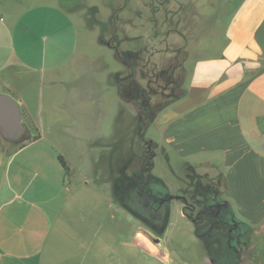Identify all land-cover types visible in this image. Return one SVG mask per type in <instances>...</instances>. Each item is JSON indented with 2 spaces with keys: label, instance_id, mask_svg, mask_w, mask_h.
Here are the masks:
<instances>
[{
  "label": "crops",
  "instance_id": "1",
  "mask_svg": "<svg viewBox=\"0 0 264 264\" xmlns=\"http://www.w3.org/2000/svg\"><path fill=\"white\" fill-rule=\"evenodd\" d=\"M54 21L74 33L71 21L52 7L0 15V93L16 100L22 122L36 131L22 147L0 140V264H90V255L93 264H106L105 256L116 254L114 242L107 241V217L81 209L63 214L68 201L85 203L81 197L94 187L84 181L80 193H71L64 160L88 154L106 140L119 141L116 128L109 132L106 125L115 127L123 104H133L124 101L115 82L116 93L109 90L85 55L73 49L65 57L46 55L57 31L50 26ZM221 36L215 53L191 62L182 98L151 122L158 152L152 160L161 155L172 170H182L178 191L207 190V198L222 203L224 215L248 232L256 264H264L253 238L264 236V0H238ZM55 84L65 87L57 90ZM152 182H146L147 191ZM121 188L105 182L93 190L130 215L109 217L114 225L108 235L128 237L125 245L135 264L139 248L161 253L160 237L150 238L156 245L150 244L140 225V214L153 227L158 218L124 199ZM179 196L189 200L186 193ZM174 200L181 201L177 217L193 224L207 251L201 264H224L221 243L196 235L182 198L161 205V224ZM160 257H170L165 248Z\"/></svg>",
  "mask_w": 264,
  "mask_h": 264
},
{
  "label": "rangeland",
  "instance_id": "2",
  "mask_svg": "<svg viewBox=\"0 0 264 264\" xmlns=\"http://www.w3.org/2000/svg\"><path fill=\"white\" fill-rule=\"evenodd\" d=\"M237 4L238 0H0V15L8 14L9 17L20 15L39 5L56 8L64 14L71 21L74 33H66L62 25L55 26L54 21L50 26L53 27L52 32L55 28L57 31L54 32L55 38L51 39L52 42L47 43L44 48L46 55L65 57L72 49L76 55H85L91 60L90 64L94 65V69L101 73L100 78L107 79L109 90H112L113 94L116 93L115 82L124 101L133 104H123L120 116L118 114L117 117L119 122L117 120L115 127L106 125L109 132L116 128L119 141L106 140L100 144V148H92L87 155L79 156L77 153L76 158L70 159L72 162L64 160L66 187L71 189V193H80L81 183L84 181L94 187L81 197L85 203L76 205L75 202L68 201L63 214H77L81 209L85 214L107 217V241L114 242L113 249L116 254H107L106 264H130L129 248L125 245L126 242L129 243L128 237L124 235L119 238L118 234H108L114 225L109 217H131L114 202L110 205L99 198L93 188H102L105 182H110L115 186H122L124 195L126 186L129 187L131 183L138 185L144 157L158 153L155 143L152 142L157 134L151 127V122L156 120L165 108L182 98L191 71V62L203 54L217 51L221 42L220 36ZM44 15L47 16L43 13L41 20L45 19ZM173 24L182 29L183 38L175 35L178 31L171 26ZM170 28L172 30H169ZM164 34L169 36L170 46L166 44L164 54L158 51L152 53V48H163ZM44 46L45 44L42 50ZM149 53L154 54L153 71L150 70L151 62L146 58ZM136 64L142 67L138 76L133 70ZM116 74H119V83L115 80ZM146 77H149V83L151 82V90L148 91L144 81L147 80ZM54 86H57V90L65 87L59 84ZM30 134L33 136L36 131L32 128ZM2 144L9 145L5 142ZM105 172L106 174H103ZM183 175L180 168L172 170L165 158L159 155L157 159L152 160L151 167L142 176L145 186L146 182L154 181L149 185L153 194L158 196L166 186L168 196L179 197L181 192L177 188V177ZM193 190L195 188L191 189L190 193L184 190L182 192L190 195ZM106 193L110 196V190H106ZM180 203V200L171 201L165 215L167 222L161 224L164 219H158L154 222L155 227L144 221L140 214V225L149 243L156 245L150 238L160 237V254L164 255L165 248L170 257L161 258L160 254H149L139 248L135 264L202 263L207 251L204 250L201 240L195 236L193 224L187 219L177 217L175 206ZM221 232L226 234L224 230ZM253 238L256 254L264 259V236L254 235ZM120 241L124 243L121 246ZM86 259H90V264H93L92 255Z\"/></svg>",
  "mask_w": 264,
  "mask_h": 264
},
{
  "label": "flooded vegetation",
  "instance_id": "3",
  "mask_svg": "<svg viewBox=\"0 0 264 264\" xmlns=\"http://www.w3.org/2000/svg\"><path fill=\"white\" fill-rule=\"evenodd\" d=\"M171 26L173 28H177L178 33L175 32V35L179 38H183L182 29L179 26H176L175 24ZM169 30L172 29L170 28ZM168 38L169 36L164 34L162 41L163 48L157 47L156 50L155 48H152L153 50H151V52L156 53L158 51L164 54L166 44L168 47L170 46V38L169 39ZM181 40L182 42L184 41V39ZM179 49L180 47L177 48L178 51ZM153 55L154 54L149 53L146 57L147 61L151 62V66H150L151 71H153V67H154ZM119 57L121 58V55H119ZM133 70L134 73L138 76V74L140 75V73L142 72V67L136 64L134 65ZM151 76L152 75H150V77ZM146 79L147 80L144 81L146 83L145 86L147 87L146 89L148 91L151 90V87L149 88L151 82L149 83L150 80L149 77H146ZM138 186H134L132 183L129 185V187L126 186L125 187L126 193L124 192L123 195L125 196L124 199H127L132 203H135L136 201L137 203L135 204H138L141 210L147 208L149 213L153 215V218L157 219L160 214V206H161L160 202L161 200H164L168 197L167 193L163 191L161 194L157 196L152 192L148 191L149 194L152 196L151 197L150 195H148V197H150L148 198L145 196H141ZM144 190H146V188H144ZM194 191L195 190H193V192ZM205 194H207V190L201 192V195L195 194L194 199H192V201L189 200L184 201L185 205L191 206L193 213V216L191 218L192 221L202 228L201 237H208L212 241L218 240L221 243V250L223 253L224 264H256V259L252 255L249 239L247 238L248 232L246 230L241 229L239 224L233 221L230 215H228L227 213L226 216L224 215L225 207L224 205H222V203L218 202L216 198L215 199L214 198L210 199V197L207 198ZM179 197H183V196H179ZM151 204L153 208L151 207ZM145 211L147 212V210ZM223 230L226 232L225 235H223L221 232Z\"/></svg>",
  "mask_w": 264,
  "mask_h": 264
},
{
  "label": "water",
  "instance_id": "4",
  "mask_svg": "<svg viewBox=\"0 0 264 264\" xmlns=\"http://www.w3.org/2000/svg\"><path fill=\"white\" fill-rule=\"evenodd\" d=\"M0 140L2 142H5L9 145H13L16 147L31 140L30 130L22 122V116L18 103L13 97L1 93H0ZM178 198H182V200L186 201L184 197L168 196L166 199L161 200L160 205H163L165 202L169 200L178 199ZM144 209L148 210L147 208Z\"/></svg>",
  "mask_w": 264,
  "mask_h": 264
},
{
  "label": "trees",
  "instance_id": "5",
  "mask_svg": "<svg viewBox=\"0 0 264 264\" xmlns=\"http://www.w3.org/2000/svg\"><path fill=\"white\" fill-rule=\"evenodd\" d=\"M116 76V78H115V80L117 81V83H119V74H116L115 75ZM117 86H118V84H117ZM118 89H119V87H118ZM142 122H143V119L140 121V124H141V126H142ZM25 144V143H24ZM24 144H21V145H19L18 147H22V146H24ZM153 158V156H151V157H144V160H143V164H142V166H141V170H140V174H139V180H138V184L140 185L139 186V192L141 193V196H145V197H148V195H150L149 194V192L148 191H146V190H144V187L143 186H145V183H143V176L142 175H144L145 173H146V171L148 170V168H149V166H150V161H151V159ZM144 184V185H143ZM200 187V186H199ZM144 191V192H143ZM143 193V194H142ZM195 194L197 195H201V191H199L198 189H195V191L192 193V194H190L189 195V200L190 201H192V199H194V196H195ZM151 196V195H150ZM152 197V196H151ZM148 198H150V197H148ZM153 203V202H152ZM152 207V206H151ZM153 208V207H152ZM160 208H161V206H160ZM148 211V210H147ZM184 212H185V214L188 216V217H190V218H192V216H193V213H192V209H191V206L190 205H185V207H184ZM159 215H161V210H160V214ZM158 219H160V217L158 216ZM195 224V223H194ZM195 233H196V235L197 236H199V237H201V235H202V228L199 226V225H197V224H195Z\"/></svg>",
  "mask_w": 264,
  "mask_h": 264
}]
</instances>
